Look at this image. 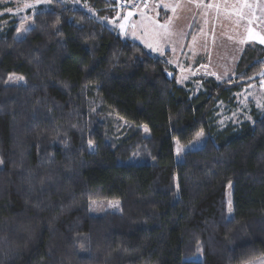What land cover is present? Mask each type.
Instances as JSON below:
<instances>
[{"label":"trees","instance_id":"obj_1","mask_svg":"<svg viewBox=\"0 0 264 264\" xmlns=\"http://www.w3.org/2000/svg\"><path fill=\"white\" fill-rule=\"evenodd\" d=\"M84 2L94 15L56 1L22 39L16 22L0 34V264L264 259V114L224 128L217 118L264 69V47L246 46L234 80L195 93L105 24L118 14L111 3ZM201 132L205 145L177 162L175 141ZM95 200L120 201L121 212L91 215Z\"/></svg>","mask_w":264,"mask_h":264},{"label":"rangeland","instance_id":"obj_2","mask_svg":"<svg viewBox=\"0 0 264 264\" xmlns=\"http://www.w3.org/2000/svg\"><path fill=\"white\" fill-rule=\"evenodd\" d=\"M56 1L74 8L93 11L84 0H0V34L16 22V38L22 39L33 27L34 15L55 8ZM116 9L117 16L105 24L123 40L139 43L154 57L165 61L177 74L178 85L198 93L203 83L214 80L224 83L236 78V69L246 46L264 47V0H153L140 7ZM24 77L9 75L7 84L23 85ZM234 106L220 103L218 125H239L252 121L255 108L264 114V79L242 85L234 94ZM122 130L126 123L114 117ZM145 134L149 132L143 127ZM208 135L201 132L187 144L175 141L177 162L185 153L202 148ZM94 150V144H90ZM140 159L131 157L125 164ZM1 161V159H0ZM3 164L0 163V169ZM228 217H234L233 185L227 187ZM231 207V212H229ZM121 212L117 200H95L89 203L94 216ZM246 264H264V259Z\"/></svg>","mask_w":264,"mask_h":264},{"label":"built area","instance_id":"obj_3","mask_svg":"<svg viewBox=\"0 0 264 264\" xmlns=\"http://www.w3.org/2000/svg\"><path fill=\"white\" fill-rule=\"evenodd\" d=\"M106 1L119 9H124L132 6L134 7L145 6L152 2V0H106Z\"/></svg>","mask_w":264,"mask_h":264},{"label":"water","instance_id":"obj_4","mask_svg":"<svg viewBox=\"0 0 264 264\" xmlns=\"http://www.w3.org/2000/svg\"><path fill=\"white\" fill-rule=\"evenodd\" d=\"M264 79V69L259 72L258 74L246 79V80H243V81H240L238 84L241 85V84H249L251 82H255V81H259V80H262Z\"/></svg>","mask_w":264,"mask_h":264},{"label":"snow or ice","instance_id":"obj_5","mask_svg":"<svg viewBox=\"0 0 264 264\" xmlns=\"http://www.w3.org/2000/svg\"><path fill=\"white\" fill-rule=\"evenodd\" d=\"M0 163H2V161H0ZM229 212H231V207H229Z\"/></svg>","mask_w":264,"mask_h":264},{"label":"crops","instance_id":"obj_6","mask_svg":"<svg viewBox=\"0 0 264 264\" xmlns=\"http://www.w3.org/2000/svg\"><path fill=\"white\" fill-rule=\"evenodd\" d=\"M153 1V0H152Z\"/></svg>","mask_w":264,"mask_h":264}]
</instances>
